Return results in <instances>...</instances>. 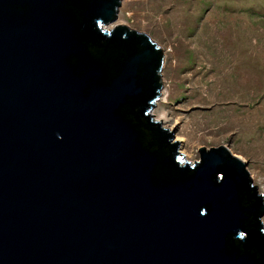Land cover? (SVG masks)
Segmentation results:
<instances>
[{
	"label": "water",
	"instance_id": "95a60500",
	"mask_svg": "<svg viewBox=\"0 0 264 264\" xmlns=\"http://www.w3.org/2000/svg\"><path fill=\"white\" fill-rule=\"evenodd\" d=\"M122 2L0 0V264H264L263 194L155 120L164 51Z\"/></svg>",
	"mask_w": 264,
	"mask_h": 264
},
{
	"label": "rangeland",
	"instance_id": "374dc122",
	"mask_svg": "<svg viewBox=\"0 0 264 264\" xmlns=\"http://www.w3.org/2000/svg\"><path fill=\"white\" fill-rule=\"evenodd\" d=\"M117 24L164 51L152 113L184 159L225 145L264 196V0H123Z\"/></svg>",
	"mask_w": 264,
	"mask_h": 264
},
{
	"label": "bare ground",
	"instance_id": "6f19581e",
	"mask_svg": "<svg viewBox=\"0 0 264 264\" xmlns=\"http://www.w3.org/2000/svg\"><path fill=\"white\" fill-rule=\"evenodd\" d=\"M169 130H172V127H167ZM177 141H179V138H176Z\"/></svg>",
	"mask_w": 264,
	"mask_h": 264
}]
</instances>
